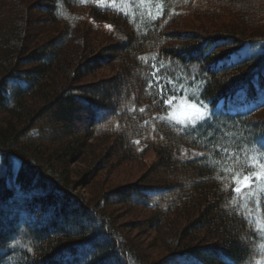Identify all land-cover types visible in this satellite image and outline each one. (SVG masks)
Segmentation results:
<instances>
[{"label":"trees","instance_id":"obj_1","mask_svg":"<svg viewBox=\"0 0 264 264\" xmlns=\"http://www.w3.org/2000/svg\"><path fill=\"white\" fill-rule=\"evenodd\" d=\"M3 2L0 264H264V0H14L8 22ZM178 100L208 116L179 128ZM148 151L137 183L73 190L77 162L87 185ZM118 206L149 212L120 228L160 257Z\"/></svg>","mask_w":264,"mask_h":264},{"label":"rangeland","instance_id":"obj_2","mask_svg":"<svg viewBox=\"0 0 264 264\" xmlns=\"http://www.w3.org/2000/svg\"><path fill=\"white\" fill-rule=\"evenodd\" d=\"M14 0H4L3 8L6 11V22L8 18L12 19L13 16H9L10 8L13 7ZM9 6V7H8ZM6 7V8H5ZM14 8V7H13ZM13 11V10H12ZM27 13L30 12V16L34 17L33 19H37V13L33 11L26 10ZM29 15V14H28ZM220 21L223 24H230L234 22L233 18L230 17H222ZM186 23L187 26H198L207 24L205 21H201V23H197L195 25L193 18H187L184 20V24ZM88 36L92 34L91 30L88 31ZM99 35V32L97 33ZM244 56V53H241ZM114 70L112 69H103L98 72H95L90 77H87L84 82L90 83L92 81H97L101 78L110 77L114 74ZM264 97V92H263ZM170 114L172 119L177 122L179 128L183 129L185 126L196 124L206 118V111L204 108L194 104L187 102L186 100H178L174 102L171 106ZM113 140H108V145H111ZM256 152L250 155L248 161L249 165L261 169L264 168V141L259 146ZM156 160V156L153 151H148L143 156L140 161L136 162H127L119 164L115 160H110V163L102 170L97 172V176L93 183L86 185V182H83L81 185L79 183L82 180V177L77 174L78 170H85L86 165H82L81 163L77 162L74 166H72V173L74 178H71V181H76V185L73 187V190L78 195H83L86 197H90L88 192H90V188L92 184L95 183H102L104 189H111L113 187L128 185L132 183H137L146 173V170L151 166V164ZM111 164V166H110ZM112 212L114 213V219L117 222L116 227L118 230L121 231L122 229L121 224L126 223H138L139 221L144 220L149 216V212L145 209L141 208H127V207H115ZM122 232V231H121ZM123 235H129L134 241H137L141 244L144 253L148 254L153 258H158L162 255L163 249L160 245L161 243V236L156 235V233L147 230L146 228H140L138 230L129 229L128 231L122 232Z\"/></svg>","mask_w":264,"mask_h":264},{"label":"snow or ice","instance_id":"obj_3","mask_svg":"<svg viewBox=\"0 0 264 264\" xmlns=\"http://www.w3.org/2000/svg\"><path fill=\"white\" fill-rule=\"evenodd\" d=\"M236 191H237V192H239V191H240V189H239V188H237V189H236Z\"/></svg>","mask_w":264,"mask_h":264}]
</instances>
